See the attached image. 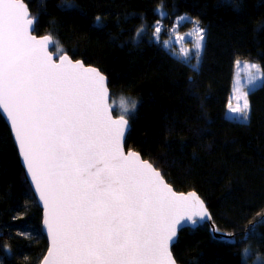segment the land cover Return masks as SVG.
Wrapping results in <instances>:
<instances>
[{
    "label": "trees",
    "instance_id": "1",
    "mask_svg": "<svg viewBox=\"0 0 264 264\" xmlns=\"http://www.w3.org/2000/svg\"><path fill=\"white\" fill-rule=\"evenodd\" d=\"M24 2L36 20L34 34L53 37V53L99 68L113 100L137 102L135 112L126 114L132 126L126 150L151 162L178 193L196 192L218 231L236 237L217 241L207 224L186 229L172 251L178 264H264V82L248 96L249 122L227 118L234 61L254 62L264 71V3ZM181 16L191 18L181 32H190L192 20L205 30L198 67L195 57H177L154 39L157 20L163 41ZM47 250L43 211L0 115V264H41Z\"/></svg>",
    "mask_w": 264,
    "mask_h": 264
},
{
    "label": "snow or ice",
    "instance_id": "2",
    "mask_svg": "<svg viewBox=\"0 0 264 264\" xmlns=\"http://www.w3.org/2000/svg\"><path fill=\"white\" fill-rule=\"evenodd\" d=\"M185 20L191 18L179 17L170 35ZM191 22L193 52L183 47L184 35L176 33L175 42L182 59L194 55L198 67L206 35L199 21ZM33 24L24 0H0V115L43 205L50 244L43 264H178L172 252L178 230L211 220L204 201L194 191H174L140 153L125 151L126 114L137 102L122 97L114 118L107 77L66 54L54 59L53 37L37 38ZM162 28L159 20L153 25L157 43ZM162 44L170 48L172 40ZM234 67L245 70L249 90L237 71L227 109L247 121L248 96L264 71L239 60Z\"/></svg>",
    "mask_w": 264,
    "mask_h": 264
},
{
    "label": "rangeland",
    "instance_id": "3",
    "mask_svg": "<svg viewBox=\"0 0 264 264\" xmlns=\"http://www.w3.org/2000/svg\"><path fill=\"white\" fill-rule=\"evenodd\" d=\"M186 21V20H185ZM185 21H181L180 22V24H179V27H176V33H179L180 35H184L185 36V43H184V45H183V47H185L189 52H190V54L193 52V45H192V42H191V40H190V38L187 36V33L189 32H186V33H184V32H181V30H180V27H181V25L182 24H184L185 23ZM173 28V27H172ZM171 28V29H172ZM170 29V30H171ZM192 30V29H191ZM190 30V31H191ZM176 33H171V35H170V31H169V34H168V38L166 39V40H169V39H171L172 40V44L170 45V48H165V49H167L168 51H170V53H176V55L175 56H177V57H180V58H182L180 55H179V52H180V48H181V45L179 44V43H176L175 42V35H176ZM164 41V40H163ZM161 42H162V40H161ZM174 55V54H173ZM194 57V55L192 56V58ZM191 58V59H192ZM190 59V60H191ZM240 61V63H241V66H243V64L245 63V62H247L248 64H252V63H254V62H250V61H244V60H239ZM255 64H257V63H255ZM237 71H239V75H240V80H241V84H242V86H243V90L244 91H248L249 90V86L247 85V77H246V72H245V70L243 69V67H241V69H239V70H237L236 68H235V75H236V72ZM254 71V70H253ZM234 81H235V76H234ZM263 82L264 81H261V82H258V84H259V86L258 87H254V88H252L251 89V91H250V93L252 92V91H254V90H256L257 88H259L262 84H263ZM233 86H234V82H233ZM116 99V100H115ZM114 100L112 99V107H113V109H114V111L115 112H117V114L118 113H120V111H121V109H120V103H121V97H119V98H115ZM249 100V99H248ZM242 103V102H241ZM236 104H237V100L235 99V98H233L232 99V105H233V107H235L236 106ZM128 116L126 115V118H127ZM227 118H229V119H231V120H235V121H238V122H242V123H247V122H249V120H250V108H249V111H248V119H247V121H245L242 117H240L238 114H235V113H229L228 112V110H227ZM46 237V236H45ZM174 248V247H173Z\"/></svg>",
    "mask_w": 264,
    "mask_h": 264
},
{
    "label": "water",
    "instance_id": "4",
    "mask_svg": "<svg viewBox=\"0 0 264 264\" xmlns=\"http://www.w3.org/2000/svg\"><path fill=\"white\" fill-rule=\"evenodd\" d=\"M25 3V2H24ZM26 4V3H25ZM26 6H27V8H28V10H29V15H30V18H33L32 17V13H31V11H30V9H29V7H28V5L26 4ZM33 27H34V32H35V29H36V20L34 19V24H33ZM34 32H33V34H34ZM35 35V34H34ZM38 38V37H37ZM40 38H42V37H40ZM53 41H54V39H53ZM54 47H55V41H54V43L52 44V45H50L49 46V51L50 52H52V50L54 49ZM53 55H54V59L56 58V54L55 53H53ZM67 55V54H66ZM69 56V55H68ZM70 57V56H69ZM71 58V57H70ZM72 59V58H71ZM73 60V59H72ZM73 61H75V60H73ZM84 63V62H83ZM85 64V63H84ZM85 66H87L86 64H85ZM91 67H94V66H91ZM95 68H97V67H95ZM98 70H100L99 68H97ZM101 71V70H100ZM102 72V71H101ZM103 73V72H102ZM106 77H107V75L105 74V73H103ZM107 84H108V88H109V103H110V105L112 106V93H111V89H110V87H109V78L107 77ZM112 110H113V116H114V118L116 117V115L114 114V109H113V107H112ZM4 117V116H3ZM4 119L6 120V122H7V124H8V126L10 127V124H9V122L7 121V119H6V117H4ZM129 120V119H128ZM129 125H130V129H132V126H131V122L129 121ZM130 132H128V133H126V140H127V137H128V134H129ZM13 136V135H12ZM14 139V138H13ZM15 142V141H14ZM16 145V144H15ZM16 147H17V145H16ZM17 150H18V147H17ZM125 151L127 152V150H126V143H125ZM18 155H19V151H18ZM142 157V156H141ZM19 158H20V162H21V165H22V167H23V169H24V171H25V174H26V177H27V173H26V169H25V167H24V165H23V163H22V160H21V157H20V155H19ZM143 158V157H142ZM154 166V165H153ZM162 174V173H161ZM29 181V180H28ZM165 181H166V179H165ZM167 182V181H166ZM30 183V182H29ZM168 183V182H167ZM30 185H31V183H30ZM171 186V185H170ZM31 188H32V190H33V193H34V196H35V198H36V200H37V202H38V205H39V207L41 208V210L43 211V205H42V202L39 200V197H38V194L34 191V188H33V186L31 185ZM173 188V187H172ZM173 190L174 191H176L174 188H173ZM177 192V191H176ZM196 193V192H195ZM185 194H187V193H185ZM197 194V193H196ZM198 195V194H197ZM199 196V195H198ZM200 197V196H199ZM202 199V198H201ZM205 203V202H204ZM205 206L207 207V205L205 204ZM207 209H208V207H207ZM208 212L210 213V211H209V209H208ZM43 215H44V212H43ZM210 215H211V213H210ZM264 220V216L262 217V219L260 220V221H263ZM204 224H207V225H209V227H210V231H211V235H212V237L215 239V240H217V241H232V242H235L236 241V237L235 236H233V235H229V234H225V233H222V232H219L218 231V229H217V227L215 226V224H214V222H213V218H212V216H211V220H209V221H207L206 223H204ZM199 226H197L196 228H192L191 227V225L190 224H186L185 225V227H184V229H182V230H178V233H177V239H178V241H179V237H180V233L182 232V231H184V230H186V229H192V230H195V229H197ZM215 229V230H214ZM43 232H44V234H45V236H46V239H47V241H48V244H49V240H48V237H47V233H46V231H45V228H44V225H43ZM49 246H50V244H49ZM172 251H173V248H172ZM46 255H47V253H46ZM45 255V256H46ZM174 256V255H173ZM41 264H43V260H42V262H41Z\"/></svg>",
    "mask_w": 264,
    "mask_h": 264
},
{
    "label": "bare ground",
    "instance_id": "5",
    "mask_svg": "<svg viewBox=\"0 0 264 264\" xmlns=\"http://www.w3.org/2000/svg\"><path fill=\"white\" fill-rule=\"evenodd\" d=\"M259 1H261V2H263L264 3V0H259ZM37 36V35H36ZM38 38H40L39 36H37ZM52 52H53V50H52ZM57 55V54H56ZM4 118V117H3ZM10 128V127H9ZM11 130V129H10ZM14 140V139H13ZM48 248H49V244H48Z\"/></svg>",
    "mask_w": 264,
    "mask_h": 264
}]
</instances>
